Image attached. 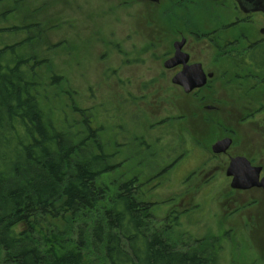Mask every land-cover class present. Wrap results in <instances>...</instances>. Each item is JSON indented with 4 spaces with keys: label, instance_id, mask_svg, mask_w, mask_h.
Returning a JSON list of instances; mask_svg holds the SVG:
<instances>
[{
    "label": "trees",
    "instance_id": "16d2710c",
    "mask_svg": "<svg viewBox=\"0 0 264 264\" xmlns=\"http://www.w3.org/2000/svg\"><path fill=\"white\" fill-rule=\"evenodd\" d=\"M56 1L11 0L0 10V264H220L216 241H192L140 200L138 181L171 169L156 171L158 161L151 165L142 151L143 169L102 182L117 165L109 164L99 133L86 121L54 126L62 106L76 111L68 81L41 59L56 48L68 57L66 41L49 46L47 33L40 36L44 27L61 25L41 13ZM170 123L175 151L180 141L170 136L180 122Z\"/></svg>",
    "mask_w": 264,
    "mask_h": 264
},
{
    "label": "rangeland",
    "instance_id": "374dc122",
    "mask_svg": "<svg viewBox=\"0 0 264 264\" xmlns=\"http://www.w3.org/2000/svg\"><path fill=\"white\" fill-rule=\"evenodd\" d=\"M10 1L0 0V10ZM132 10L120 7L118 1L57 0L41 12L46 13L43 20L61 22L44 27L40 36L47 33L45 43L56 46L66 41L64 47L68 49V57L60 55L61 48H56L44 53L41 59L50 60L53 65L50 71L68 81L72 108L76 109L62 106L53 115L54 126L65 123L78 127L86 121L90 129L99 133V140L111 156L109 164L117 165L116 170L102 178L105 183L130 179L135 171L143 169L145 166L139 160L142 151L151 165H157L158 161L156 171L179 163L163 177L149 176L137 183L144 185L140 200L153 204L155 219L167 220V224L175 220L192 241H216L215 245L220 247L217 259L220 264H264L263 226L261 231L252 233L248 231L251 228L243 230L242 224L248 223L245 214L230 225L228 222H232L236 213L225 211L228 209L217 203L219 196L227 195L228 187L208 183L198 186L196 180L202 170L196 171L190 183H182L186 161L196 152L191 147L201 141L208 142L201 135H188L186 118L201 114L198 105L202 95L208 100L217 95L227 100L230 93L212 89L185 95L176 88L170 81L172 75L162 67L164 59L159 51L166 46L157 44L155 33L150 34ZM41 16L39 13L37 20ZM260 95L264 101V93ZM228 111L233 115L237 112ZM175 118L180 128L170 137L172 140L177 137L180 146L172 151L166 132ZM254 128L255 124H249L239 129L247 144L253 138L256 144L262 143L253 134ZM162 154H166L165 160L158 158ZM180 155H185L184 159L180 160ZM249 224L253 226L254 220Z\"/></svg>",
    "mask_w": 264,
    "mask_h": 264
},
{
    "label": "flooded vegetation",
    "instance_id": "af4514ba",
    "mask_svg": "<svg viewBox=\"0 0 264 264\" xmlns=\"http://www.w3.org/2000/svg\"><path fill=\"white\" fill-rule=\"evenodd\" d=\"M104 1H118L120 7L133 9L137 21L145 25L150 34L155 33L157 44L166 46L165 50L159 51L164 62L174 56L175 43L183 41L180 51L187 55V65L200 64L205 75H212L202 88L185 95L212 89L230 93L227 100V97L222 100L219 95L208 100L202 95L198 105L201 114L186 118L187 131L201 135L208 142L201 141L198 147H191V151L197 153L193 152L187 159L182 183H190L196 171L202 170L196 180L198 186L218 184L228 187L227 195L215 200L228 209L225 211L236 213L228 224L233 225L245 214L248 223L241 222L243 230L251 228L248 231L252 233L262 229L261 226L264 228V190L260 187L233 190L230 188L231 178L226 175L230 161L243 157L252 167L261 168L259 178L264 177V101L260 95L264 93V0ZM164 62L163 70L172 77L183 68L177 65L166 69ZM214 79L220 82L214 84ZM233 109L237 111L234 112L236 115L228 114V110L233 112ZM249 124H255L252 132L260 137L257 136L261 144H256L254 138L247 144L240 136L239 129ZM224 138L231 139L230 147L224 153L213 154L212 144ZM178 165L171 164L168 168L172 170ZM253 220L254 225L249 226Z\"/></svg>",
    "mask_w": 264,
    "mask_h": 264
},
{
    "label": "water",
    "instance_id": "95a60500",
    "mask_svg": "<svg viewBox=\"0 0 264 264\" xmlns=\"http://www.w3.org/2000/svg\"><path fill=\"white\" fill-rule=\"evenodd\" d=\"M183 41L175 43L174 56L165 61L163 66L166 69L182 65L181 72L171 78V83L182 89L184 94H190L193 90L202 88L212 75H205L200 64L187 65V55L180 51ZM231 145L230 138L221 139L211 146L213 154H221ZM261 168L252 167L243 157L233 158L226 171V175L231 178L230 188L233 190H249L253 187H260L264 190V177L260 176Z\"/></svg>",
    "mask_w": 264,
    "mask_h": 264
}]
</instances>
